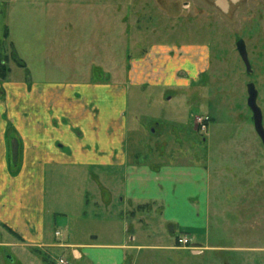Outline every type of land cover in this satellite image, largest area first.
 Returning a JSON list of instances; mask_svg holds the SVG:
<instances>
[{
    "label": "rangeland",
    "instance_id": "374dc122",
    "mask_svg": "<svg viewBox=\"0 0 264 264\" xmlns=\"http://www.w3.org/2000/svg\"><path fill=\"white\" fill-rule=\"evenodd\" d=\"M214 1L0 0V52L11 70L8 79L29 81L33 74L55 83L100 77L102 83L116 82L126 95L131 157L136 151L143 163L175 158L207 168V220L194 234L208 237L197 241L206 246L200 253L166 249L173 239L158 213L130 216L120 200L122 170L104 166L86 168L90 173L81 180L70 170L54 177L49 196L57 240L78 244L98 236L142 245L132 251V264H264V145L247 103L251 83L264 128V27L258 29L264 0H225L226 12ZM240 38L250 73L236 49ZM147 52L199 59V68L194 66L192 78L178 72L167 88L131 84L128 58ZM13 53L25 68L16 65ZM195 116L207 118L204 132L193 129ZM93 175L108 191L99 189Z\"/></svg>",
    "mask_w": 264,
    "mask_h": 264
},
{
    "label": "crops",
    "instance_id": "0c3cea01",
    "mask_svg": "<svg viewBox=\"0 0 264 264\" xmlns=\"http://www.w3.org/2000/svg\"><path fill=\"white\" fill-rule=\"evenodd\" d=\"M128 59L131 84L154 82L167 88L179 79L178 72L192 78L199 68V59L181 55L147 52ZM8 69L0 78V251L5 253L0 254V264H57L59 259L74 264H132V251L142 245L99 241L98 236L67 244L57 240V230H51L56 224L49 196L54 177L70 170L77 179H85L90 173L86 168L92 166L122 170L121 202L134 218L139 211L158 213L173 239L166 249L196 254L175 246L178 235L189 237L194 247H204L197 241L206 243L207 235L199 239L195 232L204 228L209 209L206 166L175 158L143 163L136 151L131 157L123 88L116 82L102 83L100 76L81 83H55L33 74L29 81H11ZM93 177L99 183L97 175ZM99 189L108 191L102 184ZM53 251L59 256L53 257Z\"/></svg>",
    "mask_w": 264,
    "mask_h": 264
},
{
    "label": "water",
    "instance_id": "95a60500",
    "mask_svg": "<svg viewBox=\"0 0 264 264\" xmlns=\"http://www.w3.org/2000/svg\"><path fill=\"white\" fill-rule=\"evenodd\" d=\"M233 1H237V0H233ZM217 4L222 7V9L226 8V1L225 0H218ZM236 49L239 53V56L246 68L247 71H250V65L248 62V58H247V53L245 50V46L243 44L242 41H237L236 43ZM255 98H256V93L254 90H248V99H247V103L248 106L250 107V110L252 112V117H253V125L255 128L256 133L258 134V136L260 137V139L263 142L264 145V128L262 125V116H261V112L259 110V108L257 107L256 103H255Z\"/></svg>",
    "mask_w": 264,
    "mask_h": 264
},
{
    "label": "built area",
    "instance_id": "2783aa9c",
    "mask_svg": "<svg viewBox=\"0 0 264 264\" xmlns=\"http://www.w3.org/2000/svg\"><path fill=\"white\" fill-rule=\"evenodd\" d=\"M204 120L205 119L203 117H197L196 118V122L198 125H200L201 130L205 129ZM176 242H177V245L184 247V246L189 245L190 239L186 236H179V237H177ZM198 251H200V250H198ZM58 264H68V263L62 259H59Z\"/></svg>",
    "mask_w": 264,
    "mask_h": 264
},
{
    "label": "trees",
    "instance_id": "16d2710c",
    "mask_svg": "<svg viewBox=\"0 0 264 264\" xmlns=\"http://www.w3.org/2000/svg\"><path fill=\"white\" fill-rule=\"evenodd\" d=\"M5 33V32H4ZM14 55V53H13ZM13 61L20 67L25 68V65L22 61H20L19 59H17V57L14 55L13 57ZM7 59H5V57H3L1 55L0 52V78H4L6 76V74L8 73V67L6 65Z\"/></svg>",
    "mask_w": 264,
    "mask_h": 264
},
{
    "label": "flooded vegetation",
    "instance_id": "af4514ba",
    "mask_svg": "<svg viewBox=\"0 0 264 264\" xmlns=\"http://www.w3.org/2000/svg\"><path fill=\"white\" fill-rule=\"evenodd\" d=\"M217 1L218 0H215L214 1V5H217ZM228 1H230V3H232V4H236V3H239L241 0H237V1H233V0H228ZM218 6V5H217ZM224 10V12H226L227 11V6H226V8L225 9H223ZM263 27H264V24H259V26H258V29H263ZM261 32V31H260ZM261 34H262V37H263V32H261ZM240 41H242L243 42V44H244V46H245V43H244V41H243V39H239ZM238 40V41H239ZM237 43V42H236ZM236 43H235V45H236ZM261 47V46H260ZM245 50H246V48H245ZM261 52H262V49H261ZM244 65V64H243ZM245 67V66H244ZM246 72H248V73H250L251 72V69H250V71H247L246 70ZM248 89H247V91L248 90H254L255 91V93H256V97H257V91H256V88L254 87V85L253 84H248ZM247 99H248V97H247ZM255 103H256V98H255ZM257 105V104H256ZM258 107V106H257ZM259 108V107H258ZM260 110V109H259ZM156 125V124H155Z\"/></svg>",
    "mask_w": 264,
    "mask_h": 264
}]
</instances>
